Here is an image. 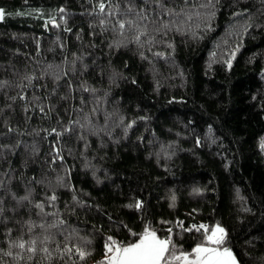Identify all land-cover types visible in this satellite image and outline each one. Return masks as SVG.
Here are the masks:
<instances>
[{
	"label": "trees",
	"instance_id": "16d2710c",
	"mask_svg": "<svg viewBox=\"0 0 264 264\" xmlns=\"http://www.w3.org/2000/svg\"><path fill=\"white\" fill-rule=\"evenodd\" d=\"M165 2L171 7L188 5L190 27L182 25L184 31L173 27L163 37L174 43V49L153 46V53L158 49L169 55L148 53L151 59H143L135 44L109 50V33L92 34L89 23L95 15L89 12L95 0H0L5 9L0 20V80L9 81L0 89V180L5 185L0 195L9 188L23 195L27 186L40 200L51 189L35 180L48 181L57 195L54 206L48 207L65 221L48 230L55 238L49 245L53 251L56 242L63 246L69 233L71 243L93 237L94 252L84 264L105 254L101 227L104 234L124 243L132 235L121 222L133 232L142 230L141 213L125 206L133 194L144 200L143 215L153 226L173 227V239L181 250L190 252L203 240V229H191L192 224L219 221L230 230L241 264H264V150L259 146L264 136V0ZM210 4L214 7H204ZM61 5L63 12L57 11ZM147 6L155 7L151 0ZM234 12L239 14L233 16ZM48 16L55 17L59 26L52 25ZM237 43L240 47L228 67L224 61ZM73 53L82 60L73 64ZM33 71L37 76L32 84L40 87H28L25 95L43 99L48 93L54 107L50 117L38 108L25 112V100L11 99L19 91L20 79ZM40 71L46 75L39 76ZM88 86L96 91L86 90ZM54 87L57 91L51 92ZM107 113L111 115L105 126ZM86 115L101 129L99 134L85 128L81 138L79 125H73L58 140L50 131L61 126L60 120L86 124ZM121 115L125 121L136 120L127 134L119 122ZM5 119L13 131H8ZM54 144L62 150V162L51 160ZM165 150L172 155L166 157ZM58 175L64 176L60 184ZM5 204L10 222L6 225L0 219V247L7 246L5 226L19 234L17 222L29 215L37 221L34 231H43L40 219L51 223V216L39 215L27 202L17 205L11 195L5 196ZM161 217L172 223L162 225ZM48 264L64 261L56 256Z\"/></svg>",
	"mask_w": 264,
	"mask_h": 264
},
{
	"label": "snow or ice",
	"instance_id": "6c2138e0",
	"mask_svg": "<svg viewBox=\"0 0 264 264\" xmlns=\"http://www.w3.org/2000/svg\"><path fill=\"white\" fill-rule=\"evenodd\" d=\"M151 3L155 7H148L149 0H95V6L90 9L89 14L95 15V19L91 20L89 26L93 28V35H96L98 31L101 35L109 33L106 37L107 47L109 50L113 48L127 47L130 44L136 45V50L138 54L143 59H151L148 53H152L153 56H167L169 53L161 52L157 49L153 53V46L167 45L174 49V43L171 40L163 39V37L168 36L169 29L175 28L176 31H184L185 28L182 25H187L191 16L186 12L188 5L183 7H171L165 0H151ZM214 7V5H205L204 7ZM199 7V6H196ZM57 11H64L63 5L60 6ZM240 12L247 13V9H240ZM36 13L42 12V9H35ZM5 9L0 7V20L4 18ZM164 14H167V19L164 18ZM214 13H209L212 15ZM239 12H234L233 16H237ZM198 16L199 13H196ZM182 17H186L182 18ZM61 20H65V16L61 15ZM47 20L51 21L54 26H59L57 19L53 16H48ZM48 24L45 23V27ZM208 27V24L204 25ZM248 24V27H251ZM71 31V29H67ZM243 32L247 31V28L242 29ZM162 34V35H158ZM79 38V34H78ZM39 44V41H37ZM227 43V41H225ZM94 46V45H93ZM61 48L64 47L63 44L60 45ZM240 44L237 43L233 47L228 55V59L224 63L228 66H232V58L235 56L236 51L239 49ZM74 59L72 63L75 64L77 59L82 60V57H78L76 53L72 54ZM214 55V54H213ZM67 59V58H65ZM87 67V65H83ZM210 66V64H209ZM67 75L66 72L62 73ZM45 71H40L39 76H45ZM117 75H120L117 73ZM37 76L36 72H27L19 82L17 86L19 91L17 95L12 96V100H16L17 97L25 100L23 110L27 112L31 108H38L39 112L44 116H51L54 107L48 100V93H45L44 98L36 96L33 94L31 97H26L25 89L30 86L40 87V85H33V79ZM56 80L60 79V76H55ZM110 81L112 77L109 78ZM27 81L28 83H25ZM133 82H135L133 80ZM9 85L8 80H0V89ZM81 87H85L84 82L81 83ZM86 90L95 92V88L88 86ZM57 88H52L51 92H56ZM177 98L173 97L172 100L175 101ZM183 100V97L180 98ZM30 101V102H28ZM95 112V108L92 109ZM111 113L106 114L104 120V125L108 124L107 116ZM138 119H148V117H140ZM84 120L87 121L86 124H82L79 119L73 120L69 119L65 124L63 120L58 121L61 125L58 127H52L50 131L57 135V139L61 138V134L70 131L73 125H79L81 129V138H83V130L85 128L90 132H96L99 134L100 128L93 125L92 120L89 116H85ZM119 122L122 123L125 134L133 124L136 123L135 119L125 121L123 115L119 117ZM5 125L8 131H13V128L9 121L5 119ZM211 129V125H208ZM16 131H23L22 129H15ZM106 130V128L104 129ZM47 131V130H46ZM111 136L112 133L108 132ZM195 142L200 143V137H195ZM19 143V141H18ZM87 147V142H85ZM259 146L264 150V136L260 137ZM4 147H11L5 145ZM62 150L58 145H53L52 147V157L51 160L55 161L58 158L63 161V156L61 154ZM164 155L170 157L171 152L165 150ZM50 166H51V162ZM68 170L65 169L64 176H67ZM95 175V173H93ZM64 176H57V184L64 181ZM10 179V178H9ZM35 180V177L32 178ZM99 182V178H97ZM37 184L45 183L48 188L51 189L50 193L46 191L44 198L36 200L33 198V189L26 186V190L23 195H17L15 192L11 191L9 188L4 195H0V219L4 220L6 225L10 222V218L4 215L6 210L5 196L11 195L17 205H22L27 202L29 208L34 207L37 213L41 216L48 217L51 216V223H46L44 219L38 221L40 229L42 232L34 231L37 226V221L33 220L31 216L24 219L22 222H17L19 224V234L16 233V229L13 227L5 226L3 241L6 243V247H0V264H48L56 256H59L64 264H84V261L91 257L94 249L90 247L93 237H83V243H71L70 241L71 233L65 237L63 246L61 242H56L55 250L50 247L49 242L53 241L55 238L52 236L49 229L55 228L59 225L65 223L63 217L59 215V212L53 210L48 206H54L57 195L53 186L46 180H35ZM65 187H69L67 183H64ZM4 182L0 180V188H4ZM73 191L75 189L73 188ZM201 188H193V192H202ZM237 193L239 190L237 189ZM76 200L77 197L73 196ZM176 199L175 193L172 194L171 200L174 202ZM128 208H134L141 213L139 217L142 223V230L140 232H133L131 228H127L121 222V227L126 228L132 235V239L127 243L119 241L116 237L104 234L103 227H101L98 232L103 235V252L105 253L99 260H93L92 264H241V261L237 258V254L234 251V243L232 242L230 236V230L221 222L217 221L212 225L201 222L199 225L192 224L191 229H203V240L202 242L195 243L189 251L181 250V245L176 243L173 239V227L169 226L167 229L157 228L153 226V222L147 219L143 215L145 212V202L138 196L133 194L132 201L125 205ZM99 207V206H97ZM15 211V209H13ZM72 211V209H69ZM195 211V210H194ZM246 211H251V209H246ZM160 223L162 225H170L172 222L164 220L163 217L160 218ZM177 224L182 225L179 220L176 221ZM63 229L61 228V231ZM164 232L163 235L160 233ZM27 233V236H25ZM5 257L11 258L10 260H5ZM73 257H75L73 259Z\"/></svg>",
	"mask_w": 264,
	"mask_h": 264
}]
</instances>
